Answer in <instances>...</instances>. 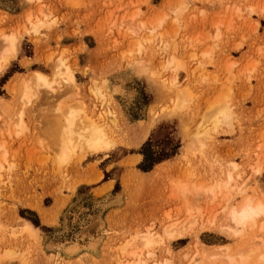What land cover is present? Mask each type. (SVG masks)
Wrapping results in <instances>:
<instances>
[{
    "label": "rangeland",
    "instance_id": "1",
    "mask_svg": "<svg viewBox=\"0 0 264 264\" xmlns=\"http://www.w3.org/2000/svg\"><path fill=\"white\" fill-rule=\"evenodd\" d=\"M2 4L17 12L0 11V60L3 36L22 39L0 72V264H131L144 233L166 239L151 248L156 264H226L212 255L264 243V216L241 236L222 228L228 206L264 202V0ZM18 75L32 79L28 104L18 82L8 89ZM88 120L110 130L111 150L92 154L77 139ZM174 223L184 237L170 242ZM252 264H264V244Z\"/></svg>",
    "mask_w": 264,
    "mask_h": 264
},
{
    "label": "bare ground",
    "instance_id": "2",
    "mask_svg": "<svg viewBox=\"0 0 264 264\" xmlns=\"http://www.w3.org/2000/svg\"><path fill=\"white\" fill-rule=\"evenodd\" d=\"M31 1H33V0H31ZM3 39L2 40L4 41L5 47H3L4 48L3 54H1L2 58L0 60V72L2 71L3 68L7 67L12 62V60L15 59L17 57V55L19 54L20 43H21V39L22 38L20 36H18V35L13 34V35H5V36H3ZM62 65L63 64L60 62L59 66H57V67L60 69ZM57 72H59V71H57ZM57 72H56L55 75H58L60 73L59 72L57 74ZM138 72H139V70H138ZM35 74H36V79L35 80H36V84L37 85L50 87L51 84L49 83V78L46 75H44V74H42L40 72H35ZM19 80H20L19 75L15 76L12 79V81L8 84V89H10L11 91L14 90L13 88L17 87L16 86L17 82L19 84ZM31 80H26V79L23 80V81L21 80L22 83L21 82L20 83L22 85L19 84L20 87H22V89H24V94H23L22 99H21V101L24 104L30 103L31 99H33V97H34V93L32 92L33 88L31 87L32 85L30 84ZM69 82L72 83L74 85V87H76L73 75L70 74V73H69ZM19 85H18V87H19ZM15 90H16V88H15ZM100 93H101V91H99V94ZM133 95H134V93H133ZM102 98H105L104 95H102ZM2 106L3 105H1V108H2ZM7 113H8L7 114L8 117L12 116L11 112L7 111ZM75 119H76L75 114H72L70 117H68V119H67L68 128L74 127V124H75V121H76ZM87 119H89V118H87ZM8 120H9V118H8ZM85 121H82V124L84 123L83 126H87V129H84V131L82 130L83 132L78 134L77 139L79 141H81V143H83V146L87 149V151L89 153L100 154L102 152H107V151L111 150L113 148V146L116 145V141L112 138L110 130H108L106 127H103V126L97 124L95 121L88 120V122H86V123H85ZM113 121L115 122L114 118H113ZM87 123L88 124L90 123V124L88 125ZM147 136H148V133H146L143 136L142 140H145L147 138ZM198 145L199 144L195 140H193L190 144H188V152L192 151ZM1 148H3V146H0V149ZM64 148H66V149L70 148V145H69V143L67 141L64 142ZM167 162H169V161H166L165 163H167ZM0 166L1 167L3 166L1 162H0ZM158 166H160V165H158ZM236 168L237 167H234V169H236ZM256 173L260 174L261 173V169L258 168L256 170ZM232 180H233V177L231 175H229V182H227L225 184H217L216 187L213 186V187L209 188L208 190H205V196L209 197V200L215 201L217 199L219 193H221L223 190L225 191V190L228 189L229 185L231 184L230 182ZM177 189L179 191H181L182 193H186L188 191V189H189V186H188L187 183L181 182V183H179L177 185ZM200 191L201 190L199 189L198 192H200ZM226 196L227 195H224V197H226ZM200 210L202 211V209H200ZM204 210L201 212V214L205 212ZM38 211L42 214V216L44 217V221L47 223V218L44 215L45 214L44 211H42V210H38ZM225 212H226V220L227 221H226V225L222 226V228L226 229V231L231 233V234L241 236L244 233H247L249 231V229L252 227V225H254L259 218L264 216V202L262 200H256L255 198H252V197H244L242 199L241 203L237 207H234V206H230L229 207L228 206L225 209ZM190 213H191V211H190ZM198 214H200V213H198ZM205 215H206V213H205ZM19 220L25 222L26 231L30 235L34 236V231L37 230V229L31 223H29L28 221L22 220L21 218ZM193 221H194V219H193ZM196 222L194 221L192 223L193 227L194 226L198 227L199 224H201L200 225V229H203V230H206V231H210V230L213 229V223H214L213 220L208 219V220L203 221V222L202 221L198 222V223H196ZM175 225L176 224L174 223L173 225H171V227L169 229L167 227L165 229V231L163 232L166 235L167 240L170 241V242L172 240H177V239H181V238L184 237L183 233H179V232L177 233V231L174 230ZM183 227L187 228L186 225H184ZM262 229H264V227ZM195 238L198 239V236H196ZM165 240L166 239L163 237V235H160V234L154 235L152 233L139 234L136 237H134L133 238V242L136 243V242L142 241L143 247L142 248H138V247L136 248L135 247L136 249L133 250V248H132L133 244H130V245H132L131 246L132 250L129 252V254H130L131 258H133V261H132L131 264H156L157 261L155 259L154 253L151 251V248L155 244L158 245V243L167 244ZM258 240L260 241V243L258 242V244H254V243H251V242L246 243V241H244L246 245H242L241 249L238 248L239 250H237V251H236V249L233 250V249H228V248L226 249L225 252L223 251V253L221 252L220 254H216L218 252L214 251L215 255H212V257L216 258V259L218 257H221L220 260L224 261L226 264H252L253 255L256 253L257 247L258 246L260 247V246H262L264 244L262 239H258ZM129 243H128V245H129ZM123 247H126V246L123 245ZM202 247L204 248L206 246L203 245ZM72 248H75V247H72ZM128 248L131 249L130 247H128ZM126 249L127 248H124V251ZM199 249L200 248H198V250ZM201 250H202V248H201ZM222 250H224V249H222ZM223 258H225V260H223ZM165 262H166V260H164V263Z\"/></svg>",
    "mask_w": 264,
    "mask_h": 264
},
{
    "label": "crops",
    "instance_id": "3",
    "mask_svg": "<svg viewBox=\"0 0 264 264\" xmlns=\"http://www.w3.org/2000/svg\"><path fill=\"white\" fill-rule=\"evenodd\" d=\"M0 11L1 12H5V13H9V14H12L14 12H17V10H16L15 7L12 8V6H10V5H4V4L0 5Z\"/></svg>",
    "mask_w": 264,
    "mask_h": 264
},
{
    "label": "trees",
    "instance_id": "4",
    "mask_svg": "<svg viewBox=\"0 0 264 264\" xmlns=\"http://www.w3.org/2000/svg\"><path fill=\"white\" fill-rule=\"evenodd\" d=\"M164 158H167V156H164V157H162V158H156V159L154 160V163H152V165L155 164L156 162H159L160 160H162V159H164ZM147 159H148V158H147V156H146V161H147ZM152 165H150V166H152ZM150 166H149V167H148V166H145L144 169H145L146 171H148V169L151 168Z\"/></svg>",
    "mask_w": 264,
    "mask_h": 264
}]
</instances>
